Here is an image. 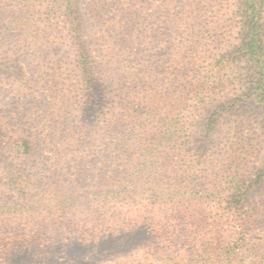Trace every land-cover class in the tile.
<instances>
[{
  "label": "trees",
  "instance_id": "1",
  "mask_svg": "<svg viewBox=\"0 0 264 264\" xmlns=\"http://www.w3.org/2000/svg\"><path fill=\"white\" fill-rule=\"evenodd\" d=\"M19 58L0 264L140 230L107 264H264V0H0Z\"/></svg>",
  "mask_w": 264,
  "mask_h": 264
},
{
  "label": "rangeland",
  "instance_id": "2",
  "mask_svg": "<svg viewBox=\"0 0 264 264\" xmlns=\"http://www.w3.org/2000/svg\"><path fill=\"white\" fill-rule=\"evenodd\" d=\"M2 61H0L1 63ZM4 63V62H3ZM32 64V63H31ZM28 59L19 58L14 61L5 62L0 68V79H17L34 77ZM152 237L145 230H140L124 238H102L96 243H71L64 246L61 242L54 243L48 252L34 258L31 253L16 256L13 259L21 264H107L113 255L143 248L150 243Z\"/></svg>",
  "mask_w": 264,
  "mask_h": 264
}]
</instances>
